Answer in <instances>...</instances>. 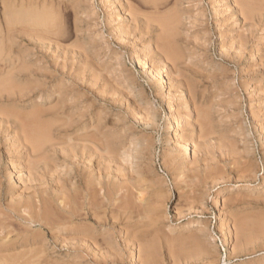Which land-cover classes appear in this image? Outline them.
Instances as JSON below:
<instances>
[{"label": "rangeland", "instance_id": "obj_1", "mask_svg": "<svg viewBox=\"0 0 264 264\" xmlns=\"http://www.w3.org/2000/svg\"><path fill=\"white\" fill-rule=\"evenodd\" d=\"M239 2L0 0V72L14 73L0 98V242H18L8 258L264 264V1L247 21ZM30 128L49 133L39 153ZM43 212L46 225L28 222Z\"/></svg>", "mask_w": 264, "mask_h": 264}, {"label": "bare ground", "instance_id": "obj_2", "mask_svg": "<svg viewBox=\"0 0 264 264\" xmlns=\"http://www.w3.org/2000/svg\"><path fill=\"white\" fill-rule=\"evenodd\" d=\"M17 1V0H16ZM260 1V0H259ZM264 1V0H263ZM24 2V1H23ZM157 2V1H156ZM256 2H257V0H256ZM17 3V2H16ZM104 3H105V1H104ZM148 3V2H147ZM165 3V2H164ZM218 3V2H217ZM155 4V3H154ZM158 4V3H157ZM256 4H258V3H255L254 2V0H240V2L238 3V5H239V9H241V12H242V14H243V16H244V18H245V20L247 21V20H249V18H252L253 17V14L255 13V11H257V6H256ZM261 4H264V2H262ZM260 4V5H261ZM29 5V4H28ZM113 5V4H112ZM150 5V4H149ZM47 6V5H46ZM122 6V5H121ZM163 6V5H162ZM259 6V5H258ZM263 6V5H262ZM23 7H25V6H23ZM161 7V6H160ZM216 7V6H215ZM229 7H230V5H229ZM261 7V6H260ZM6 8V7H5ZM156 8H157V6H156ZM159 8V7H158ZM235 8V7H234ZM263 8V7H262ZM154 9V8H153ZM216 9V8H215ZM144 11V10H143ZM215 11V10H214ZM132 12V11H131ZM154 12H155V10H154ZM239 12V11H238ZM169 13V12H168ZM177 13V12H176ZM235 13V12H234ZM149 14V13H148ZM232 14V13H231ZM260 14V13H259ZM167 15V14H166ZM169 15V14H168ZM177 15H179V14H177ZM219 15V14H218ZM148 16V15H147ZM162 16V15H161ZM165 16V15H164ZM172 16H173V14H172ZM215 16V15H214ZM121 17V16H120ZM163 17V16H162ZM157 18V17H156ZM174 18H177V17H175L174 16ZM173 19V18H172ZM171 19V20H172ZM178 19V18H177ZM135 20V19H134ZM168 20H170V18L168 19ZM163 21V20H162ZM164 21H165V19H164ZM32 22H33V20H32ZM236 22V21H235ZM264 22V21H263ZM53 23V22H52ZM148 23H150V22H148ZM168 23V22H167ZM242 23H244V22H242ZM254 23V22H253ZM23 24V23H22ZM47 24H49V23H47ZM58 24V23H57ZM122 24V23H121ZM14 25V24H13ZM24 25V24H23ZM55 25H56V23H55ZM54 25V26H55ZM169 25V24H168ZM28 26V25H27ZM44 26H46V25H44ZM48 26H50V25H48ZM48 26H46V27H48ZM119 26V25H118ZM142 26V25H141ZM164 26V25H163ZM256 26V25H255ZM5 27V26H4ZM56 27H58V26H56ZM120 27V26H119ZM146 27V26H145ZM162 27V26H161ZM10 28H11V26H10ZM18 28V27H17ZM22 28V27H21ZM24 28V27H23ZM31 28V27H30ZM29 28V29H30ZM41 28V27H40ZM49 28V27H48ZM144 28V27H143ZM156 28V27H155ZM256 28H257V26H256ZM25 29V28H24ZM34 29V28H33ZM47 29V28H46ZM52 29V28H51ZM57 29V28H56ZM121 29H122V27H121ZM137 29V28H136ZM146 29V28H145ZM249 29V28H248ZM254 29V28H253ZM252 29V30H253ZM262 29V28H261ZM35 30H36V28H35ZM59 30V29H58ZM177 30V29H176ZM8 31H11V30H8ZM14 31V30H13ZM18 31H20V30H18ZM25 31V30H24ZM31 31V30H30ZM37 31V30H36ZM50 31V30H49ZM124 31V30H123ZM145 31V30H144ZM167 31H169V30H167ZM257 31V30H256ZM261 32L262 31H264L263 29L262 30H260ZM1 32V31H0ZM32 32V31H31ZM37 32H39V30L37 31ZM53 32V31H52ZM58 32V31H57ZM143 32V31H142ZM162 32V31H161ZM33 33V32H32ZM46 33H48V32H46ZM46 33H45V36H46ZM119 33H121V32H119ZM128 33V32H127ZM163 33V32H162ZM167 33V32H166ZM258 33V32H257ZM126 34V33H125ZM132 34V33H131ZM135 34V33H134ZM137 34V33H136ZM148 34V33H147ZM38 35H39V33H38ZM43 35H44V33H43ZM51 35V34H50ZM50 35H48V36H50ZM142 35V34H141ZM165 34H163V36H164ZM169 35V34H168ZM257 35V34H256ZM52 36V35H51ZM122 36H124L123 34H122ZM162 36V37H163ZM259 36V35H258ZM140 37V36H139ZM176 37V36H175ZM8 38V37H7ZM42 38V37H41ZM51 38V37H50ZM153 38V37H152ZM166 38V37H165ZM40 39V38H39ZM48 39V38H47ZM167 39V38H166ZM170 39V38H169ZM174 39V38H173ZM258 39V38H257ZM161 40H163V39H161ZM147 41V40H146ZM163 41H165V40H163ZM258 41V40H257ZM166 42V41H165ZM168 42V41H167ZM259 42V41H258ZM150 43V42H149ZM148 43V44H149ZM154 43V42H153ZM241 43V42H240ZM5 44H6V42H5ZM163 44V43H162ZM10 45V44H9ZM240 45V44H239ZM153 46V45H152ZM156 46V45H155ZM165 46V45H164ZM260 46V45H259ZM262 46V45H261ZM158 47V46H157ZM163 47V46H162ZM167 48H168V46H166ZM241 47V46H240ZM170 48V47H169ZM243 48V47H242ZM263 48V47H262ZM169 50V49H168ZM167 50V51H168ZM242 50V49H241ZM240 50V51H241ZM259 50H260V48H259ZM263 50H264V48H263ZM12 51V50H11ZM10 51V52H11ZM162 51V50H161ZM166 51V52H167ZM173 51V50H172ZM243 51V50H242ZM241 51V52H242ZM13 52V51H12ZM264 52V51H263ZM242 53H244V52H242ZM1 56V55H0ZM169 57H170V55H168ZM172 56V55H171ZM174 57V56H173ZM175 58V57H174ZM145 59V58H144ZM154 59V58H153ZM12 60V59H11ZM143 60V59H142ZM158 60V59H157ZM163 63V62H162ZM15 64V63H14ZM18 65H19V63H18ZM26 65V64H25ZM145 66H146V64H145ZM26 67H27V65H26ZM162 67V66H161ZM1 69V68H0ZM30 70V69H29ZM151 70H152V68H151ZM156 70V69H155ZM13 70L12 69H9V70H7L6 72L4 71V72H0V98H1V96L5 93V94H8V96H9V92H10V87H11V85H12V75L14 74L13 72H12ZM178 71H180V70H178ZM156 72V71H155ZM34 73V72H33ZM31 75V74H30ZM157 75V74H156ZM19 76V75H18ZM29 76V75H28ZM29 77H31V76H29ZM32 77H33V75H32ZM22 80H24V79H22ZM17 82V81H16ZM20 82V81H19ZM18 82V83H19ZM24 83V82H23ZM22 84V83H21ZM20 84V85H21ZM162 86V85H161ZM23 92V91H22ZM174 95V94H173ZM175 96V95H174ZM177 97V96H176ZM180 97V96H179ZM178 97V98H179ZM184 98V97H183ZM177 100V99H176ZM24 101V100H23ZM17 102V101H16ZM4 104H5V102H3ZM180 103H181V101H180ZM8 104H10V103H8ZM7 104V105H8ZM169 104V103H168ZM172 104V103H171ZM1 105H3V104H1ZM184 106V105H183ZM175 108V107H174ZM189 109V108H188ZM200 109V108H199ZM6 110H8V109H6ZM34 110V109H33ZM53 110V109H52ZM168 118L171 120V118H175V112H174V110H173V106L172 105H169V107H168ZM175 110H176V108H175ZM187 110V109H186ZM3 112H6V111H3ZM9 112H11V111H9ZM181 113V112H180ZM205 113V112H204ZM34 114V113H33ZM18 115V114H17ZM60 115V114H59ZM183 115V114H182ZM203 115V114H202ZM3 116V115H2ZM24 116V115H23ZM186 116V115H185ZM1 117V116H0ZM16 117V116H15ZM184 117V116H183ZM191 114H189L188 115V117L186 118V120L183 122L184 123V126H188L189 125V123L191 122ZM201 117V116H200ZM199 117V118H200ZM205 118V117H204ZM20 119V118H19ZM24 119V118H23ZM22 120V119H21ZM26 120H27V118H26ZM173 120V119H172ZM171 120V121H172ZM176 120V119H175ZM193 120V119H192ZM205 120V119H204ZM29 121H30V119H29ZM58 121V120H57ZM182 121V120H181ZM208 121V120H207ZM56 122V121H55ZM65 122V121H64ZM176 122V121H175ZM178 122H179V120H178ZM193 122H194V120H193ZM34 123V122H33ZM52 123V122H51ZM180 123H182V122H180ZM179 123V124H180ZM26 124V123H25ZM44 124V123H43ZM193 124V123H192ZM209 124V123H208ZM7 125V124H6ZM21 125H24V124H21ZM176 125V124H175ZM182 125V124H181ZM42 126V125H41ZM88 126H90V125H88ZM169 126V125H168ZM171 126V125H170ZM169 126V130H170V133L167 135V137H166V143L167 144H174L175 145V142H176V140L179 138H176V133H175V128H173V127H170ZM182 127V126H181ZM205 127H206V124H205ZM209 127V126H208ZM29 128V127H28ZM168 128V127H167ZM180 128V127H179ZM262 128V127H261ZM27 129V128H26ZM60 129H62V128H60ZM96 129V128H95ZM181 129V128H180ZM208 129V128H207ZM29 130V129H28ZM30 130H31V128H30ZM29 130V131H30ZM84 130V129H83ZM202 130V129H201ZM201 130H200V132H201ZM59 131V130H58ZM100 131V130H99ZM177 131V130H176ZM191 131V130H190ZM205 131V130H204ZM56 132V131H55ZM98 132V131H97ZM121 132V131H120ZM28 133V132H27ZM30 136L28 137V140H29V143L33 146V151L35 152V153H39L40 152V150L42 149V147H43V145L45 144V142L47 141V139H48V134L49 133H47L45 130H42V129H32L30 132ZM62 133V132H61ZM76 133V132H75ZM96 133V132H95ZM94 133V134H95ZM187 133V132H186ZM192 133V132H191ZM205 133H207V132H205ZM212 133V132H211ZM15 134V133H14ZM57 134V133H56ZM65 134V133H64ZM63 134V135H64ZM67 134V133H66ZM188 134H189V132H188ZM187 134V135H188ZM194 134V133H193ZM201 134V133H200ZM58 135V134H57ZM208 135V134H207ZM28 136V135H27ZM93 136V135H92ZM101 136V135H100ZM209 136V135H208ZM184 137V136H183ZM92 138H94V137H92ZM201 138V137H200ZM205 138V137H204ZM206 138H208L207 136H206ZM24 139V138H23ZM53 139V138H52ZM81 139V138H80ZM83 140H84V138H82ZM14 140V139H13ZM25 140V139H24ZM55 140V139H54ZM107 140V139H106ZM18 141V140H17ZM50 141V140H49ZM59 141V140H58ZM87 141V140H86ZM91 141V140H90ZM104 141V140H103ZM27 142V141H26ZM92 142V141H91ZM181 142V141H180ZM190 142H192V141H190ZM226 142V141H225ZM57 143V142H56ZM132 143V142H131ZM136 143V142H135ZM165 143V142H164ZM177 143H178V140H177ZM184 143V142H183ZM186 143V142H185ZM188 143V142H187ZM204 143V142H203ZM82 144H84V143H82ZM97 145V144H96ZM100 145V144H99ZM110 145V144H109ZM177 145V144H176ZM181 145V144H180ZM185 145H187V144H185ZM20 146V145H19ZM29 146V145H28ZM179 146V145H178ZM83 147V146H82ZM31 148V147H30ZM52 148V147H51ZM56 148V147H55ZM66 148V147H65ZM81 148V147H80ZM86 148V147H85ZM91 148H92V146H91ZM170 148H172V147H170ZM173 148H174V146H173ZM179 148H180V146H179ZM60 149V148H59ZM59 149H57V151L59 150ZM94 149V148H93ZM108 149H109V147H108ZM112 149V148H111ZM176 149V148H175ZM180 149H182V147L180 148ZM78 150H79V146H78ZM50 151V150H49ZM61 151V150H60ZM70 151V150H69ZM91 152H92V150H90ZM97 151H98V149H97ZM111 151V150H110ZM29 152V151H28ZM91 152H90V154H91ZM112 152V151H111ZM179 152V151H178ZM184 152V151H183ZM49 153V152H48ZM51 153H53V152H51ZM98 153V152H97ZM113 153V152H112ZM182 153V152H181ZM25 154V153H24ZM46 154V153H45ZM82 154V153H81ZM187 154V153H186ZM44 155V154H43ZM50 155V154H49ZM54 155V154H53ZM184 155V154H183ZM21 156H22V154H21ZM48 156V155H47ZM77 156H79V155H77ZM87 156H89V155H87ZM185 157H186V155H184ZM80 157V156H79ZM86 157V156H85ZM99 157V156H98ZM20 158V157H19ZM19 158L17 157V161L19 160ZM58 158V157H57ZM57 158H55V159H57ZM91 158V157H90ZM181 158V157H180ZM22 159V158H21ZM21 159L19 160V161H21ZM44 159H45V157H44ZM83 159V158H82ZM186 159V158H185ZM14 160V159H13ZM27 160V159H26ZM25 160V161H26ZM30 160V159H29ZM87 160V159H86ZM15 161V160H14ZM76 161H78V160H76ZM12 162V161H11ZM83 162V161H82ZM184 162V161H183ZM18 163V162H17ZM32 163V162H31ZM35 163V162H34ZM33 163V164H34ZM49 163V162H48ZM81 163V162H80ZM88 163V162H87ZM91 163V162H90ZM27 164H29V163H27ZM65 164V163H64ZM24 165V164H23ZM44 165V164H43ZM52 165V164H51ZM99 165V164H98ZM15 166H16V164H15ZM20 166V164L18 165V167ZM21 166H22V164H21ZM23 167V166H22ZM21 167V168H22ZM30 167V166H29ZM39 167V166H38ZM16 168H17V166H16ZM20 168V169H21ZM25 168V167H24ZM36 168V167H35ZM184 168V167H183ZM52 169H53V167H52ZM55 169V168H54ZM87 169V168H86ZM90 169V168H89ZM88 169V170H89ZM12 170V169H11ZM23 170V169H22ZM36 170H38V169H36ZM181 170V169H180ZM184 170V169H183ZM15 171H17V170H15ZM21 171V170H20ZM34 171H35V169H34ZM93 171V170H92ZM96 171V170H95ZM19 172V171H18ZM17 172V173H18ZM179 172V171H178ZM182 172V171H181ZM14 173V172H13ZM27 173V172H26ZM20 174V173H19ZM100 174V173H99ZM177 174V173H176ZM18 175V174H17ZM34 175V174H33ZM118 176V175H117ZM138 176V175H137ZM49 177V176H48ZM58 177H60V176H58ZM79 177V176H78ZM179 177V176H178ZM63 178V177H62ZM255 178V177H254ZM33 179V178H32ZM78 179V178H77ZM98 179V178H97ZM21 180V179H20ZM70 180V179H69ZM80 180V179H79ZM78 180V181H79ZM18 181V180H17ZM32 181V180H31ZM76 181V180H75ZM90 181H92V180H90ZM96 181V180H95ZM34 182V181H33ZM70 182V181H69ZM56 183V182H55ZM63 183V182H62ZM65 183V182H64ZM67 183V182H66ZM100 183H101V181H100ZM69 184V183H68ZM78 184V183H77ZM258 184V187L257 188H262V187H264V181L262 180L261 182H259V183H257ZM70 185H72V184H70ZM74 185V184H73ZM108 185V184H107ZM106 185V186H107ZM62 186V185H61ZM77 186V185H76ZM95 186V185H94ZM257 186V185H256ZM42 187V186H41ZM52 187V186H51ZM79 187V186H78ZM102 187V186H101ZM110 187V186H109ZM66 188V187H65ZM81 188V187H80ZM90 188V187H89ZM99 188V187H98ZM256 188V189H257ZM58 189V188H57ZM59 189H60V187H59ZM85 189H87V188H85ZM108 189V188H107ZM106 189V190H107ZM102 190H105L104 189V187H103V189ZM105 190V191H106ZM121 190V189H120ZM31 191V190H30ZM30 191H28V194H30L29 192ZM37 191H38V189H37ZM64 191V190H63ZM80 191H82V190H80ZM96 191H97V189H96ZM95 191V192H96ZM111 191V190H110ZM109 191V192H110ZM33 192V191H32ZM35 193V192H34ZM58 193H59V191H58ZM85 193V192H84ZM48 195V194H47ZM80 195V194H79ZM85 195V194H84ZM111 195V194H110ZM46 196V195H45ZM52 196H55V195H52ZM52 196H51V198H52ZM71 196H72V194H71ZM92 196V195H91ZM113 196V195H112ZM20 197V196H19ZM32 197V196H31ZM37 197V196H36ZM47 197V196H46ZM83 197V196H82ZM85 197V196H84ZM41 198H42V196H41ZM56 198V197H55ZM63 198V197H62ZM103 198V197H102ZM107 198V197H106ZM105 198V199H106ZM217 198V197H216ZM36 199V198H35ZM67 199V198H66ZM78 199H79V197H78ZM112 199V198H111ZM34 200V199H33ZM47 200V199H46ZM50 200V199H49ZM52 200V199H51ZM94 200V199H93ZM107 200V199H106ZM216 200V199H215ZM24 201V200H23ZM27 201V200H26ZM25 201V202H26ZM39 201V200H38ZM48 201V200H47ZM62 201V200H61ZM37 202V201H36ZM40 202V201H39ZM52 203H54V201L52 200L51 201ZM88 202V201H87ZM102 202V201H101ZM28 203V202H27ZM26 203V204H27ZM48 203H49V201H48ZM147 203V202H146ZM47 204V203H46ZM92 204V203H91ZM19 205H20V203H19ZM42 205V204H41ZM45 205V204H44ZM53 205V204H52ZM121 205V204H120ZM38 206H39V204H38ZM65 206V205H64ZM79 206V205H78ZM130 206V205H129ZM14 207V206H13ZM43 207V206H42ZM59 207V206H58ZM73 207V206H72ZM75 207V206H74ZM115 207V206H114ZM6 208H8V207H6ZM25 208V207H24ZM29 208V207H28ZM80 208H81V206H80ZM87 208V207H86ZM14 209V208H13ZM12 209V210H13ZM19 209L21 210V207H19ZM18 209V210H19ZM26 209V208H25ZM49 209V208H48ZM53 209V208H52ZM74 209V208H73ZM78 209V208H77ZM93 208H91V210H92ZM96 209V208H95ZM2 210H4V208L2 209ZM17 210V211H18ZM58 210V209H57ZM105 210H106V208H105ZM28 211V210H27ZM46 211V210H45ZM109 211V210H108ZM4 212V211H3ZM23 212V211H22ZM21 212V213H22ZM40 212V211H39ZM62 212V211H61ZM106 212V211H105ZM5 213H8V212H5ZM11 213V212H10ZM12 213H17V212H15V211H13ZM20 213V214H21ZM52 213V212H51ZM56 213V212H55ZM64 213V212H63ZM68 213V212H67ZM88 213V212H87ZM107 213V212H106ZM127 213V212H126ZM147 213V212H146ZM65 214V213H64ZM83 214H84V212H83ZM85 214H86V212H85ZM101 214V213H100ZM105 214V213H104ZM103 214V215H104ZM235 214V213H234ZM18 218H20V219H23L24 218V215H23V218H22V216L21 215H19V214H15ZM28 215V214H27ZM70 215V214H69ZM72 215H73V213H72ZM75 215V214H74ZM106 215V214H105ZM104 215V216H105ZM139 215V214H138ZM142 215V214H141ZM13 216V215H12ZM71 216V215H70ZM84 216V215H83ZM90 217H91V215H89ZM97 216V215H96ZM146 216V215H145ZM60 217V216H59ZM58 217V218H59ZM71 217H73V216H71ZM81 217H82V214H81ZM85 217H87V218H89L88 217V214H86L85 215ZM4 218V217H3ZM8 218V217H7ZM30 218V220L28 221L29 223H31V225H32V223H39V225L41 224L42 226L43 225H46V223H43L42 222V218H44V219H48V214L47 213H45V212H43V217H41V215L39 216L38 215V213H37V216H36V218L35 217H32V216H30L29 217ZM39 218V219H38ZM55 218V217H54ZM63 218V217H62ZM77 218V217H76ZM79 218V217H78ZM133 218V217H132ZM12 219H13V217H12ZM25 219V218H24ZM60 219V218H59ZM92 219V218H91ZM99 219V218H98ZM105 219V218H104ZM103 219V220H104ZM6 220V219H5ZM5 220H4V223H5ZM10 220V219H9ZM26 220H28V219H25V221ZM55 220V219H54ZM62 220V219H61ZM77 220V219H76ZM75 220V221H76ZM81 220H82V218H81ZM94 220H96V219H94ZM102 220V221H103ZM131 220V219H130ZM7 221V220H6ZM45 221V220H44ZM71 221V220H70ZM85 221V220H84ZM100 221V220H99ZM106 221V220H105ZM27 222V221H26ZM58 222V221H57ZM60 222V221H59ZM78 222H79V220H78ZM77 222V223H78ZM88 222V221H87ZM92 222V221H91ZM118 222V221H117ZM22 223V222H21ZM24 223V222H23ZM83 223V222H82ZM81 223V224H82ZM95 223V222H94ZM3 224V223H2ZM6 224V223H5ZM49 224V223H48ZM53 224V223H52ZM61 224V223H60ZM64 224V223H63ZM71 224V223H70ZM74 224V223H73ZM86 224V223H85ZM88 224V223H87ZM97 224V223H96ZM105 224V223H104ZM243 224H244V222H243ZM242 224V225H243ZM27 225V224H26ZM34 225V224H33ZM51 225V224H50ZM72 225V224H71ZM77 225V224H76ZM101 225V224H100ZM103 225V224H102ZM101 225V226H102ZM107 225V224H106ZM12 226V225H11ZM14 226V225H13ZM22 226V225H21ZM41 226V227H42ZM69 226V225H68ZM89 226V225H88ZM99 226V225H98ZM23 227H24V225H23ZM49 227V226H48ZM53 227V226H52ZM61 227V226H60ZM73 227V226H72ZM91 227L93 228L94 226H92V224H91ZM97 227V226H96ZM155 227V226H154ZM76 228V227H75ZM74 228V229H75ZM83 228H84V226H83ZM86 228V227H85ZM99 228V227H98ZM102 228V227H101ZM2 229V228H1ZM5 229V228H4ZM19 229H21V227L19 228ZM31 228H29V230H30ZM32 229H35V228H32ZM38 229V228H37ZM61 229H63L62 227H61ZM78 229V228H77ZM76 229V230H77ZM80 229H82V228H80ZM90 229V228H89ZM39 230V229H38ZM43 230V229H42ZM64 230V229H63ZM79 230V229H78ZM94 230V229H93ZM129 230V229H128ZM8 231V230H7ZM12 231V230H11ZM11 231H9V232H11ZM27 231V230H26ZM37 231V230H36ZM54 231H55V229H54ZM67 231V230H66ZM244 231V230H243ZM20 232V231H19ZM39 232V231H38ZM47 232V231H46ZM45 232V233H46ZM68 232V231H67ZM91 232H93V231H91ZM100 232V231H99ZM0 233H1V231H0ZM5 233V232H4ZM16 233V232H15ZM29 233V232H28ZM32 233V232H31ZM66 233V232H65ZM78 233H80V232H78ZM88 233H90L89 231H88ZM161 233V232H160ZM3 234V233H2ZM11 234V233H10ZM18 234V233H17ZM19 234H21V233H19ZM44 234V233H43ZM81 234V233H80ZM96 234V233H95ZM145 234V233H144ZM8 235V233H6L5 235H4V237L3 238H1L0 239V241H2V240H4V239H6V237H8L7 236ZM28 235V234H27ZM89 235V234H88ZM91 235V234H90ZM102 235V234H101ZM21 235H19V237H20ZM30 236V235H29ZM43 236V235H42ZM56 236H58V235H56ZM71 236V235H70ZM83 236V235H82ZM16 237V236H15ZM18 237V236H17ZM32 237V236H31ZM59 237V236H58ZM73 237V236H72ZM80 237V236H79ZM87 237V236H86ZM94 237V236H93ZM9 238V237H8ZM43 238V237H42ZM76 238V237H75ZM81 238V237H80ZM91 238V237H90ZM136 238H137V236H136ZM12 239H14V238H12ZM11 239V240H12ZM83 239H84V237H83ZM82 239V240H83ZM7 240V239H6ZM15 240V239H14ZM21 240V239H20ZM40 240V239H39ZM42 240V239H41ZM136 240V239H135ZM195 240V239H194ZM17 241V240H16ZM35 241V240H34ZM37 241V240H36ZM85 241V240H84ZM88 241V240H87ZM39 242V241H38ZM38 242H37V244H38ZM83 242V241H82ZM94 242V241H93ZM96 242V241H95ZM30 242H29V239H22V241H20V245L22 244V246H26L27 244H29ZM32 243H33V241H32ZM36 243V242H35ZM80 243H81V241H80ZM84 244H85V242H83ZM92 243V242H91ZM90 243V244H91ZM201 243V242H200ZM18 244V242L17 243H13V242H10L9 240L8 241H5V242H0V264H28V262H30L29 261V258H28V260L26 259H24V260H22L21 259V261H17V262H14L15 261V259L13 260V259H11V257L10 258H8L6 255H5V253L6 252H9L10 250H12V249H15L16 248V245ZM34 244V243H33ZM36 244V245H37ZM43 244V243H42ZM196 244V243H195ZM31 245V244H30ZM35 245V244H34ZM39 245V244H38ZM44 245V244H43ZM83 245V244H82ZM197 245V244H196ZM32 246V245H31ZM30 246V247H31ZM46 246V245H45ZM102 246V245H101ZM104 246V245H103ZM102 246V248L103 249H105L104 247ZM106 246H108V245H106ZM199 246V245H198ZM35 247V246H34ZM40 247H41V244H40ZM43 247V246H42ZM41 247V248H42ZM94 247V246H93ZM144 246H142V248H143ZM146 247V246H145ZM144 247V248H145ZM194 247H196V246H194ZM27 248V247H26ZM28 248H29V246H28ZM32 248V247H31ZM83 248H84V246H83ZM88 248V247H87ZM92 248V247H91ZM99 248V247H98ZM110 248V247H109ZM112 248V247H111ZM143 248V249H144ZM197 248H199V247H197ZM21 249H22V247H21ZM20 249V250H21ZM43 249H45V247L43 248ZM186 249V248H185ZM19 250V249H18ZM17 250V251H18ZM36 250V249H35ZM92 250V249H91ZM97 250V249H96ZM101 250V249H100ZM100 250H98V253H99V251ZM108 250V249H107ZM111 250V249H110ZM109 250V251H110ZM154 250V249H153ZM16 250H14V252H15ZM93 251V250H92ZM146 251V250H145ZM152 251V250H151ZM13 251H11V253H12ZM49 252V251H48ZM95 252V251H94ZM102 252V251H101ZM104 252V251H103ZM89 253H90V251H89ZM97 253V252H96ZM36 254H38V253H36ZM42 254V253H41ZM43 254H45V253H43ZM49 254V253H48ZM103 254H105V253H103ZM116 254V253H115ZM150 254V253H149ZM8 255V254H7ZM33 255V254H32ZM50 255V254H49ZM79 255V254H78ZM81 255V254H80ZM86 255V254H85ZM99 255V254H98ZM102 255V254H101ZM154 255V254H153ZM43 256V255H42ZM89 255H87L86 257H88ZM95 256V255H94ZM150 256V255H149ZM24 257V256H23ZM33 257H34V255H33ZM71 258L73 257V256H70ZM75 257V256H74ZM77 257V256H76ZM75 257V258H76ZM83 257V256H82ZM139 257V256H138ZM148 257V256H147ZM147 257H146V259H147ZM25 258V257H24ZM39 258V257H38ZM63 258V257H62ZM91 258V257H90ZM140 258V257H139ZM47 259V258H46ZM104 259V258H103ZM19 260V259H18ZM30 260H31V258H30ZM35 260V259H34ZM72 260L74 261V259L72 258ZM77 260V259H76ZM88 260V259H87ZM90 260V259H89ZM102 260V259H101ZM154 260V259H153ZM261 260V259H260ZM40 261H43V260H40ZM50 261H53V263H54V261H55V259L53 260H50ZM59 261V260H58ZM57 261V262H58ZM65 261V260H64ZM66 261H68V260H66ZM105 261V260H104ZM258 261H259V259H258ZM77 262V261H76ZM83 262V261H82ZM81 262V263H82ZM97 262V261H96ZM103 262V261H102ZM142 262V261H141ZM37 263V262H36ZM38 263H40V262H38ZM48 263V262H47ZM46 263V264H47ZM61 263H63V262H61ZM71 263L73 264V262L71 261ZM80 263V262H79ZM85 263V262H84ZM83 263V264H84ZM93 263V262H92ZM142 263H144V262H142ZM146 263V262H145ZM30 264H33L32 262L30 263ZM41 264V263H40ZM50 264V263H49ZM64 264H65V262H64ZM66 264H67V262H66ZM78 264V263H77ZM87 264V263H86Z\"/></svg>", "mask_w": 264, "mask_h": 264}]
</instances>
